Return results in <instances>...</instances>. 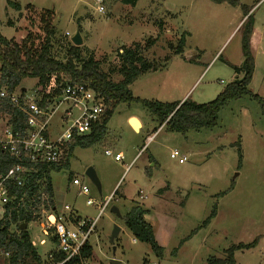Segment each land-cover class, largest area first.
<instances>
[{
	"label": "rangeland",
	"instance_id": "obj_1",
	"mask_svg": "<svg viewBox=\"0 0 264 264\" xmlns=\"http://www.w3.org/2000/svg\"><path fill=\"white\" fill-rule=\"evenodd\" d=\"M101 1L0 0V35L20 43L31 34L37 36L34 42L38 44L45 40L39 14L52 10L55 57L64 56L63 37L70 40L80 30L83 56H92L114 82L121 80L122 49L138 43L145 59L163 66L140 75L130 86L141 99L165 102L184 98L206 103L234 80L233 66L243 62L240 39L244 17L239 5L211 0H137L134 6L122 0ZM238 1L252 7L249 13L256 21L258 43L253 48L257 69L249 88L264 101V0ZM99 5L103 12L98 11ZM185 31L183 53L176 55L179 37ZM242 76L239 72L236 78ZM36 81L24 78L20 88L32 96ZM263 110L264 105L243 95L221 108L215 126L182 133L164 125L158 128L138 104L119 103L104 137L89 147H76L69 167L51 173L57 214H66V205L80 218L93 220L98 202L114 195L96 220L88 241L92 257L86 264H109L111 258L120 264H208L207 257L223 258L229 246L264 236ZM130 115L142 122L140 131L130 126ZM3 127L0 117V135ZM49 129L52 137L60 132L58 115L51 119ZM236 144L242 153L240 163ZM107 150L111 155L105 153ZM171 151L186 160L179 163L170 158ZM116 153L123 159L114 160ZM89 167L95 172L100 191L85 175ZM74 177L88 186L94 205H86L87 197L78 194ZM134 204L149 209L145 219L163 247L161 257L155 256L149 244L134 240L122 218L110 211L114 205L124 215ZM214 205L215 216L203 225ZM46 213L41 206L28 224L41 257L52 249L49 238L41 233ZM114 226L121 231L111 242ZM40 239L45 243L40 244ZM234 257L236 264H264V238L252 248L236 250Z\"/></svg>",
	"mask_w": 264,
	"mask_h": 264
},
{
	"label": "trees",
	"instance_id": "obj_2",
	"mask_svg": "<svg viewBox=\"0 0 264 264\" xmlns=\"http://www.w3.org/2000/svg\"><path fill=\"white\" fill-rule=\"evenodd\" d=\"M122 1L131 6L137 2V0ZM211 1L226 2L232 6L239 5L242 9L244 20L241 24L240 43L246 73L244 74L241 66H233L235 73L242 72L244 74L242 81L236 83L233 80L228 83L214 99L206 103H197L189 99L162 102L133 96L129 88L130 84L140 75L160 70L163 67L145 59L140 52L141 48L138 43L132 48L124 47L122 49L119 69L121 80L118 82L110 80L92 56L84 57L82 46L73 45L71 40H67L65 37H63L62 43V45L64 44V56L61 59L55 57L53 54L55 30L50 24L52 10H42L39 14L40 24L44 23L42 30L45 32V40L38 44L34 42L37 36L32 37L31 34H27L20 43L0 35V90L6 94V96L0 97V117L3 120V125H10L14 129L24 126V113L10 102L8 96L17 93L18 90V94L23 98L26 92L20 88V84L27 77L37 79L35 92L37 96H42V103H45L47 98L59 95L61 87L65 84L76 82L86 84L98 93L105 107L103 117L94 125L89 135L76 137L67 144L61 162L32 163L24 176L23 184L11 187L13 198L7 206L6 214L0 219V259L3 261L2 264H37L42 260L41 254L31 243L32 238L28 231V224L36 217L41 206L46 209V212L57 213L53 199L54 189L51 173L69 167V160L76 147H89L104 137L107 122L119 103L138 104L149 112L153 121L158 124V128L164 125L171 131L182 133L215 126L221 108L229 101L237 100L243 95L252 97L264 105L263 99L249 88L254 70V58L250 45L254 25V17L249 13L252 7L240 4L238 0ZM13 6L17 8L16 4ZM186 35L188 32L185 31L179 37L174 54L181 55L183 53ZM236 145L240 163L242 153L240 146ZM1 158L5 160L3 168H7L12 163V158L8 156ZM231 188L232 184L229 189ZM224 193L225 191L219 192L217 195L220 196ZM146 213L147 210L140 205H133L121 218L134 240L149 244L155 256L161 257L163 248L155 240L151 224L144 219ZM215 214L216 205L212 207L209 215L203 221V225L208 224ZM70 219L76 222L80 217L76 215L74 219L71 217ZM22 224H25L24 228L21 227ZM261 238L264 236H257L249 243L233 244L224 250L223 258L209 256L206 258V262L208 264H236L234 252L254 247ZM49 240L52 245L50 250L54 261H61V264H86L92 257V246L89 242H85L77 255L64 261V255L56 250V238L51 236ZM175 252L174 249L172 254Z\"/></svg>",
	"mask_w": 264,
	"mask_h": 264
},
{
	"label": "built area",
	"instance_id": "obj_3",
	"mask_svg": "<svg viewBox=\"0 0 264 264\" xmlns=\"http://www.w3.org/2000/svg\"><path fill=\"white\" fill-rule=\"evenodd\" d=\"M97 2L102 1L97 0ZM98 11L103 12L104 7L99 5ZM4 96H6L5 92L0 90V97ZM8 98L24 113L25 121L23 127L15 129L4 124L0 135V219L6 214L7 206L13 198L11 187L23 184L29 165L61 162L67 144L76 137L89 135L105 111L98 93L86 84L76 82L62 86L60 94L47 98L45 103H42V96H37L36 92L32 96L25 93L23 98L18 93H13ZM56 115H58L60 132L52 137L49 124ZM105 153L111 155L108 150ZM2 156L12 158V163L7 168H3L5 160L1 158ZM170 158L177 159L179 163L186 160L185 156L179 157L177 151H171ZM122 159L121 154L114 155V160ZM72 183L78 186V194L87 197L86 205L95 204V200L89 197L87 185L77 177L72 178ZM112 197L108 196L98 202L97 214L93 220L80 218L74 222L70 217L74 219L76 214L72 213L66 205L64 206V209L68 211L66 214L55 212L45 214L46 222L41 224V233L48 238L51 236L56 238V250L64 255V261L77 255L81 246L89 241L97 218L110 206ZM31 243L36 247L34 240H31ZM39 243L44 244L45 240L40 239ZM61 263V261H54L53 254L49 250L37 264ZM144 264L157 263L147 261Z\"/></svg>",
	"mask_w": 264,
	"mask_h": 264
},
{
	"label": "water",
	"instance_id": "obj_4",
	"mask_svg": "<svg viewBox=\"0 0 264 264\" xmlns=\"http://www.w3.org/2000/svg\"><path fill=\"white\" fill-rule=\"evenodd\" d=\"M71 42L73 45L75 46H80L82 45V38H81V34H80V31L77 30L75 32V34L71 37ZM241 67L242 69L244 70V74L246 73V69H245V64L244 62H242L241 64ZM244 74L241 78H236L234 80V82L236 83H239L240 81H242V79L244 78ZM128 122L130 124V126L133 128L134 131H139V129L141 128V123L139 121L138 118L134 117V116H131L129 119H128ZM85 175L89 178V180L96 186V188L100 191V183L95 175V172L93 171V169L91 167H89L86 172H85ZM110 211L114 214H116L118 217H121V214L119 213V210L117 209L116 206L112 205L110 207ZM22 228L25 227V224H22L21 225ZM119 226H114V229L109 237L110 241L113 242L114 239L117 237L118 233H119ZM115 251V247H113V253ZM109 264H120V261L115 259V258H111L109 260Z\"/></svg>",
	"mask_w": 264,
	"mask_h": 264
},
{
	"label": "crops",
	"instance_id": "obj_5",
	"mask_svg": "<svg viewBox=\"0 0 264 264\" xmlns=\"http://www.w3.org/2000/svg\"><path fill=\"white\" fill-rule=\"evenodd\" d=\"M242 20H243V18H242ZM255 23H254V26H253V32H252V34H251V37H250V45H251V52H252V55H253V58H254V70H253V74H252V78H251V81L253 80V78H254V75H255V73H256V69H257V60H256V56H255V54H254V48H253V46H255V44L257 45V43H258V41L256 40V38H255V33H256V28H257V25H256V21H254ZM6 38V37H5ZM8 39V38H7ZM235 66H238L239 67V65H235ZM241 66V65H240ZM236 77H237V73H234V80L236 79ZM250 81V82H251ZM135 82V81H134ZM133 82V83H134ZM132 83V84H133ZM132 84H130L129 85V88H130V86L132 85ZM250 84V83H249ZM130 90H131V88H130ZM131 92H132V94H133V96H135L134 95V93H133V91L131 90ZM135 97H139V96H135ZM139 98H141V97H139ZM143 99V98H142ZM157 100V99H156ZM182 100H184V98H182V99H180V100H174V101H182ZM160 101V100H159ZM165 102H172V101H165ZM132 115H130V116H128V119L131 117ZM140 121V120H139ZM140 123H141V128H142V126H143V124H142V122L140 121ZM140 128V129H141ZM140 129H139V131H140ZM148 139H151V137H149ZM138 193H140V194H142V192H141V190H139L138 191ZM137 193V194H138ZM110 196V195H109ZM114 196V195H113ZM140 196H142V199L144 198V196L143 195H140ZM140 196L138 195V197L140 198ZM123 198H125L126 199V197L125 196H123ZM141 199V198H140ZM134 205H139V204H134ZM133 206V205H132ZM132 206H128V210L132 207ZM141 206V205H140ZM117 207V206H116ZM143 209H145V210H147V212L149 211V209L148 208H146V207H144V206H141ZM117 209H118V207H117ZM119 210V209H118ZM71 212L72 213H74V214H76L77 215V212L76 211H74V210H71ZM59 213H61V214H65V212H59ZM67 213V212H66ZM126 213V212H125ZM146 215V214H145ZM122 216V215H121ZM144 219H145V216H144ZM146 220V219H145ZM149 223V222H148ZM127 229V228H126ZM121 231V228L119 229V232ZM131 233V232H130ZM162 247V246H161ZM163 248V247H162Z\"/></svg>",
	"mask_w": 264,
	"mask_h": 264
}]
</instances>
